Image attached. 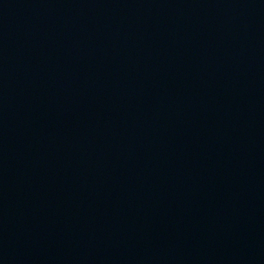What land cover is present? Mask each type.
Segmentation results:
<instances>
[{
	"label": "water",
	"instance_id": "water-1",
	"mask_svg": "<svg viewBox=\"0 0 264 264\" xmlns=\"http://www.w3.org/2000/svg\"><path fill=\"white\" fill-rule=\"evenodd\" d=\"M0 264H264V0H0Z\"/></svg>",
	"mask_w": 264,
	"mask_h": 264
}]
</instances>
